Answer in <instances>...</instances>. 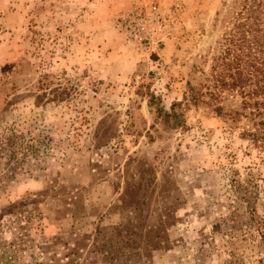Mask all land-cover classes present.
<instances>
[{"label":"rangeland","instance_id":"rangeland-1","mask_svg":"<svg viewBox=\"0 0 264 264\" xmlns=\"http://www.w3.org/2000/svg\"><path fill=\"white\" fill-rule=\"evenodd\" d=\"M228 4L0 0V132L50 146L26 156L27 173L0 170V207L28 199L39 213L22 231L26 261L200 264L202 236L204 264L262 254L229 179L248 168L262 179L249 202L264 221V162L184 100L209 72ZM173 102L181 127L157 115Z\"/></svg>","mask_w":264,"mask_h":264},{"label":"trees","instance_id":"trees-1","mask_svg":"<svg viewBox=\"0 0 264 264\" xmlns=\"http://www.w3.org/2000/svg\"><path fill=\"white\" fill-rule=\"evenodd\" d=\"M225 13L220 37L211 51L209 72L197 86L188 84L187 98L184 100L191 106H206L221 121L225 133L235 134L245 142L248 150L257 152L259 162H264V0H229ZM22 60L25 61L23 58L19 61ZM20 62L17 66H20ZM200 74L203 75L202 72ZM149 99H153L151 94ZM179 106V103L173 102L169 111L159 109L157 115L163 116L165 124L174 128L181 127L183 116L176 111ZM22 135L14 128L1 130V173H27L28 154L36 159L39 155L48 153V144L32 148V145L23 142ZM41 148L45 151H41ZM227 157V163L232 164L234 156L227 154L224 158ZM243 178L239 179L234 170L230 173V192L235 201L245 203L249 219L253 223L248 231L249 239L251 242L256 241L262 248V254L251 264H264V221L254 220V208L250 205L257 199L256 182L262 179L255 176L250 168L246 169ZM1 189L2 187L0 191ZM32 203L33 200L25 199L0 207V264H43L35 258L26 261L23 254L28 247L25 243L21 244V236H24L22 231L26 229L24 226L31 216L39 214L27 209ZM6 234L7 238L4 237ZM200 239L196 257L197 263L204 264L209 257L208 242L204 236ZM10 249L14 251L8 254ZM40 249L43 250L41 246ZM228 255V264H247L232 252H228ZM186 264H190V261Z\"/></svg>","mask_w":264,"mask_h":264}]
</instances>
